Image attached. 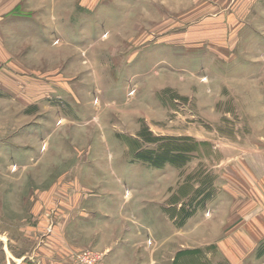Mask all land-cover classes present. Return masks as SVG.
I'll return each mask as SVG.
<instances>
[{
	"label": "rangeland",
	"instance_id": "rangeland-1",
	"mask_svg": "<svg viewBox=\"0 0 264 264\" xmlns=\"http://www.w3.org/2000/svg\"><path fill=\"white\" fill-rule=\"evenodd\" d=\"M262 209L264 0H0V264H264Z\"/></svg>",
	"mask_w": 264,
	"mask_h": 264
},
{
	"label": "crops",
	"instance_id": "crops-1",
	"mask_svg": "<svg viewBox=\"0 0 264 264\" xmlns=\"http://www.w3.org/2000/svg\"><path fill=\"white\" fill-rule=\"evenodd\" d=\"M248 167L250 168L252 172L254 171L253 166L248 164ZM256 174H260V173L256 172ZM256 213H258L261 216V218L258 217L255 220L254 226L252 225L253 237H255V238H252V241H254L253 242L254 244H256L257 241L264 239V209H262L261 212H256Z\"/></svg>",
	"mask_w": 264,
	"mask_h": 264
},
{
	"label": "built area",
	"instance_id": "built-area-1",
	"mask_svg": "<svg viewBox=\"0 0 264 264\" xmlns=\"http://www.w3.org/2000/svg\"><path fill=\"white\" fill-rule=\"evenodd\" d=\"M77 260H78V264H90V262L87 261L86 259L85 260L81 259V255L78 256Z\"/></svg>",
	"mask_w": 264,
	"mask_h": 264
}]
</instances>
